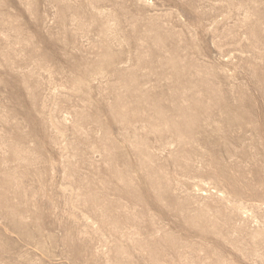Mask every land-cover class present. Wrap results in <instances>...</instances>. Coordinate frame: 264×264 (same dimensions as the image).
<instances>
[{
  "label": "rangeland",
  "instance_id": "1",
  "mask_svg": "<svg viewBox=\"0 0 264 264\" xmlns=\"http://www.w3.org/2000/svg\"><path fill=\"white\" fill-rule=\"evenodd\" d=\"M0 264H264V0H0Z\"/></svg>",
  "mask_w": 264,
  "mask_h": 264
}]
</instances>
